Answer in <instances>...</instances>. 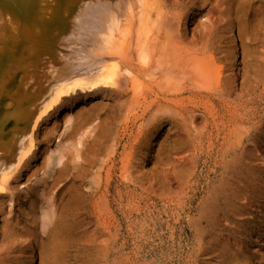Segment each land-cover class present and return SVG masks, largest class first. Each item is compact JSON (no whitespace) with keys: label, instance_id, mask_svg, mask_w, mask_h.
<instances>
[{"label":"rangeland","instance_id":"374dc122","mask_svg":"<svg viewBox=\"0 0 264 264\" xmlns=\"http://www.w3.org/2000/svg\"><path fill=\"white\" fill-rule=\"evenodd\" d=\"M105 7L122 9L110 35L124 60L105 26H80ZM0 13L24 33L0 55L34 33L40 84L65 90L68 63L85 87L44 121L1 206L0 264H264V0H1ZM101 80L104 93L89 88Z\"/></svg>","mask_w":264,"mask_h":264},{"label":"bare ground","instance_id":"6f19581e","mask_svg":"<svg viewBox=\"0 0 264 264\" xmlns=\"http://www.w3.org/2000/svg\"><path fill=\"white\" fill-rule=\"evenodd\" d=\"M1 1V0H0ZM177 1V0H176ZM25 2H27V6H28V3L29 2H36V0H25ZM220 4V3H219ZM175 5V4H174ZM219 8V7H218ZM221 8V7H220ZM122 9H120L119 7H116V8H112V7H105L102 9V11H99V12H95L96 10H93L91 11L89 14H87L86 16L82 17L80 19V26H82V31L86 32L89 28V32L91 33L92 32H95L96 33V38H99L100 36V33L98 34L97 32L100 31L102 28L101 27H104V32H106V36L105 39L107 40L106 41V44L107 46L105 45L104 47H106V51H108V55L111 54V56L113 55H120L121 58H126V54L123 52V47L121 48L120 50V47H119V41L120 39L117 41V37L119 36H116V37H113L110 35V31H111V28H112V24H113V21L116 19V12L117 11H121ZM185 16V15H184ZM224 16V15H223ZM218 18V17H217ZM219 19V18H218ZM227 19V17L225 18ZM7 20V22H6ZM217 21V20H215ZM239 21V20H238ZM9 22H11V20H8V19H5L4 16L2 15V13H0V39H3L5 40V38L8 36V34L10 35L9 32L12 31V34L13 33H16V35H12V37H16L17 35H20L19 36V39L20 37L24 34H17V31L16 29L14 28V30L11 28V26H13L12 24H10ZM222 22V21H221ZM8 23V24H7ZM218 23V22H217ZM6 24V26H5ZM221 24V23H220ZM77 25V23H76ZM205 25V24H204ZM203 25V26H204ZM223 26V25H222ZM75 27V25H74ZM73 27V28H74ZM168 27V26H167ZM166 27V28H167ZM163 27H161L162 29ZM207 28V27H205ZM210 28V27H208ZM91 29V30H90ZM160 29V28H159ZM16 31V32H15ZM86 32V35L87 33L89 32ZM165 33V35H167L166 31H163ZM205 32V31H204ZM21 33V32H20ZM89 33V34H90ZM88 34V35H89ZM83 35H85V33H83ZM92 35V34H91ZM159 35V34H158ZM156 35V36H158ZM164 35V34H163ZM164 35V36H165ZM201 35V34H200ZM203 35V34H202ZM230 35V34H229ZM250 35V34H249ZM90 36V35H89ZM95 36V35H94ZM163 36V37H164ZM168 36V35H167ZM93 37V36H92ZM91 37V39H92ZM166 37V36H165ZM170 37V36H169ZM179 37V36H178ZM211 37V36H210ZM214 37V36H213ZM23 38V37H22ZM26 38V39H25ZM83 38V36H82ZM85 38V37H84ZM83 38V39H84ZM94 38V37H93ZM181 38V37H180ZM215 38V37H214ZM95 39V38H94ZM160 39V38H159ZM166 39V38H165ZM171 38H168L167 40H170ZM183 39V38H182ZM199 38H197L198 40ZM201 39V38H200ZM165 40V41H167ZM173 40V41H172ZM185 40V39H184ZM202 40V39H201ZM23 45L20 46L21 48V51L20 48L18 50H16V52H13L11 53V55H6L4 56L3 54L0 55V212H1V209L3 207H1L2 205L8 203V204H11L13 203V201H16L15 197H14V190H12L14 187H13V184L17 183V180H19L21 177L24 176V170L30 165V161H31V154L33 152V148L35 147L34 145V141H35V136L36 134L39 132V129L41 128L42 124L44 123V121L47 119V117L50 116V114L52 112H56L57 109L59 108V106H61L62 104H64L65 102V99L69 98L70 99V103H72L73 101H75L81 94V92H83L84 90V85L81 86L77 81H79V69L78 70H75V66L73 67L72 65L70 66V64L68 63H65L63 64L64 66L62 67V70L64 73H67L68 74V77L71 79V83L67 84L66 85V89L65 90H62V86L66 83H58L54 86H48L47 88H44L42 84H40L41 80H40V72H42V69L41 68H37L35 66L36 63L32 64L33 62H36L38 60V52H39V49L40 47H38V44H37V37L34 33H28L26 32V35L24 36L23 38ZM158 41V40H156ZM163 41V40H162ZM181 41V39H180ZM180 41H176L177 43L175 44L174 42V39H171V45L174 44L177 49L175 52H177L178 54L176 55L177 59L175 60L177 62L180 63L179 60H183V54L184 53L185 55L188 53L185 52V49H183L181 46V43H179ZM183 41V40H182ZM242 41V40H241ZM126 42V41H124ZM123 41H121V43L124 44ZM161 42V41H160ZM169 42V41H168ZM197 42V41H196ZM194 42V43H196ZM203 42V41H202ZM201 42V43H202ZM98 43V42H96ZM186 43V42H184ZM193 43V44H194ZM200 43V44H201ZM99 44V43H98ZM112 44H115L114 46H111ZM154 44V42H153ZM161 45L163 43H160ZM159 44V45H160ZM166 44H170L169 43H166ZM183 44V43H182ZM192 44V45H193ZM205 44V43H204ZM88 45V44H87ZM89 45H90V42H89ZM191 45V44H188V46ZM25 46V47H24ZM157 46V45H156ZM155 46V47H156ZM167 46V45H165ZM170 46V45H169ZM168 46V47H169ZM173 46V47H175ZM184 48H185V44L182 45ZM198 46V45H197ZM196 46V47H197ZM209 46V45H208ZM211 46V45H210ZM160 47V46H158ZM194 47V45H193ZM201 47V46H200ZM213 47V46H212ZM231 47V46H230ZM82 48V47H81ZM93 49V47H91ZM95 48V46H94ZM171 49V46L169 47ZM199 48V47H197ZM232 48V47H231ZM231 48H228V49H231ZM241 48V47H240ZM96 49V48H95ZM94 49V51H95ZM105 49V48H104ZM117 49L113 54V50ZM143 49V48H142ZM162 49V47H161ZM168 48H165V50H167ZM103 50V48H102ZM145 50V49H144ZM156 50H157V47H156ZM160 50V49H159ZM163 50V49H162ZM173 50V48H172ZM175 50V48H174ZM188 50V48H187ZM77 51V50H76ZM169 51V50H168ZM200 51V50H198ZM80 52V51H79ZM152 52H154V48L152 49ZM165 52V51H164ZM167 52V51H166ZM164 53V54H167V53ZM171 52V50L169 51ZM197 52V50H196ZM107 53V52H106ZM105 53V54H106ZM150 53V52H149ZM173 53V52H172ZM190 53H193V51L191 52L190 50ZM15 54V55H14ZM78 54V52H77ZM85 55H88L87 53H84ZM102 54H104L102 52ZM163 54V55H164ZM90 55V54H89ZM88 55V57H89ZM107 55V54H106ZM158 55L160 54H157L155 57H157ZM182 55V56H181ZM193 55V54H192ZM140 56V55H139ZM173 56H174V53H173ZM163 58L165 56H162ZM167 57V56H166ZM170 57V56H169ZM189 57V56H188ZM185 58V59H188ZM76 58V57H75ZM78 58V57H77ZM86 58V57H85ZM84 58V59H85ZM90 58V57H89ZM168 58V57H167ZM79 59V58H78ZM91 59V58H90ZM159 61L157 62V64L161 61L160 58L158 57ZM169 59L171 58H168L166 60L169 61ZM172 59H175V58H172ZM171 59V61H172ZM184 59V60H185ZM195 59V58H194ZM194 59H192V61H194ZM92 60V59H91ZM90 60V61H91ZM94 60V59H93ZM189 60V59H188ZM201 60V59H200ZM199 60V61H200ZM83 61V60H82ZM81 61V62H82ZM87 61V60H85ZM95 61V60H94ZM125 61H127L125 59ZM167 61V62H168ZM170 61V63H171ZM175 61H173V63H175ZM190 61V60H189ZM229 61V60H228ZM93 62V61H92ZM166 62V61H165ZM166 62V63H167ZM187 62V61H186ZM70 63V62H69ZM90 65V62H85V65L87 64ZM94 63H97L96 61ZM161 63V62H160ZM181 63L183 64V62L181 61ZM180 63V64H181ZM190 63V62H189ZM216 63V62H215ZM98 64V63H97ZM163 64L164 61H163ZM169 64V62L166 64V66ZM176 65L178 63H175ZM174 64V66H175ZM186 65L188 64L185 63ZM82 65V64H81ZM170 65V64H169ZM168 65L169 68L172 69V67H170ZM173 65V64H172ZM179 65V64H178ZM186 65L183 66L186 67ZM189 65V64H188ZM191 65V63H190ZM193 65V64H192ZM201 65V64H200ZM94 66V65H93ZM165 66V65H164ZM165 66V67H166ZM179 66H182V65H179ZM182 66V67H183ZM82 67V66H81ZM161 67V66H160ZM158 67V68H160ZM77 68H79L77 66ZM179 67H177L178 69ZM31 69V72L29 71ZM171 69H169L171 71ZM176 69V70H177ZM195 69V68H194ZM204 69V68H202ZM242 69V68H240ZM105 72V67H102L101 66V71ZM158 70V69H157ZM163 70V69H162ZM182 71V68L181 69H178V71ZM197 70V69H196ZM200 70V68H199ZM199 70H197L199 72ZM211 70V69H210ZM29 71V72H28ZM126 71V70H125ZM159 71V70H158ZM180 71V73H181ZM194 71V70H192ZM197 71H194V74L195 73H198ZM206 71V70H205ZM204 71V73H206ZM209 71V70H208ZM219 71V70H218ZM148 72V71H147ZM160 72V71H159ZM32 73V79L28 78L27 75L31 74ZM64 73L62 74H59L57 78H62L61 75H63ZM127 73H128V70H127ZM161 73V72H160ZM159 73V74H160ZM176 73V72H175ZM200 73V72H199ZM198 73V75H199ZM203 73V74H204ZM210 73V72H209ZM221 73V72H219ZM165 74V73H164ZM179 74V73H177ZM187 74V73H186ZM191 74V73H190ZM201 74V73H200ZM202 74V75H203ZM257 74V73H256ZM152 75V74H151ZM197 75V74H196ZM207 74H205V77ZM211 75V74H210ZM148 76V75H147ZM161 76V74H160ZM173 76L175 77V75L173 74ZM179 76V75H178ZM192 76H189L191 77V81L188 80V83L190 84L191 82H193V78ZM242 76V75H241ZM149 77V76H148ZM166 77V76H165ZM164 77V79H165ZM169 77H170V74H169ZM171 77L169 78V82H168V86L170 83H173V81H171L170 79L172 78V80H174L175 78ZM198 78L197 76H194V78ZM200 77V76H199ZM203 77V76H202ZM157 78H160V77H157ZM196 78L194 81H196ZM201 78V77H200ZM210 78V77H209ZM208 80H212V79H209ZM216 78V76H215ZM255 78V77H254ZM15 79H18V83L14 84V80ZM163 79V78H162ZM179 78H177L176 76V79L177 80ZM180 79H182L180 77ZM180 79L178 81H180ZM151 80H153L151 78ZM160 80V79H159ZM203 80H206L203 79ZM167 81V79H166ZM178 81H176V83H178ZM182 81H185V80H182ZM200 81V80H199ZM220 81V80H219ZM162 82V81H161ZM186 82V81H185ZM183 82V83H185ZM197 82V81H196ZM195 82V83H196ZM211 82V81H210ZM133 83V82H132ZM157 83V82H156ZM155 83V84H156ZM204 83V82H203ZM106 82H103L102 84V80L99 81V82H94L93 84L91 83V86L89 87L90 89L92 88H97L96 90V93H104V90L105 88H103L105 86ZM136 84V83H135ZM174 86H176L177 88V85H180L181 88H182V83H178L175 85V83H173ZM172 84V85H173ZM201 84V83H200ZM220 84V83H219ZM234 84V82H233ZM165 85H166V82H165ZM172 85H170L168 88L171 89ZM192 85V84H190ZM196 86L198 84H195ZM203 85V84H202ZM81 86V87H80ZM158 85H156L157 87ZM167 86V85H166ZM173 86V87H174ZM180 86L178 88H180ZM189 86V85H188ZM204 86V85H203ZM84 87V88H83ZM192 87V86H191ZM190 87V88H191ZM205 87V86H204ZM210 87V86H209ZM213 88V86H211ZM183 88H184V84H183ZM186 88V87H185ZM202 88V86H201ZM216 87L214 86V89ZM158 89V88H157ZM193 89V88H192ZM200 89V88H199ZM203 89V88H202ZM207 90V88H205ZM219 89V88H218ZM223 89V88H222ZM237 89V88H236ZM161 90V89H159ZM180 90V89H179ZM195 90V88L193 89ZM216 90V89H215ZM220 90V89H219ZM162 91V90H161ZM168 91V90H167ZM173 91V90H172ZM175 91V90H174ZM182 91V90H181ZM180 91V93H181ZM185 91V90H184ZM189 91V90H188ZM203 91V90H201ZM233 91V90H232ZM144 92H146L144 90ZM208 92H211V96H212V90L210 88V91L208 90ZM216 92V95L217 97L218 94L217 92L218 91H215ZM169 93V92H168ZM179 93V92H178ZM205 93H207L205 91ZM228 93V92H227ZM230 93V92H229ZM135 94V93H134ZM200 94V93H199ZM215 94V93H214ZM215 95V96H216ZM223 95V94H222ZM104 96V94H103ZM210 96V95H209ZM229 97V96H228ZM233 99V98H232ZM238 99V98H237ZM231 100V99H230ZM135 101V100H134ZM232 101V100H231ZM235 101V100H234ZM233 101V102H234ZM69 103V104H70ZM135 105V103L133 104ZM182 105V104H181ZM161 106V105H160ZM165 107V106H164ZM167 107V106H166ZM241 108V107H240ZM253 109V108H252ZM251 110V108H250ZM239 114V113H238ZM242 114V113H241ZM251 115V114H250ZM249 115V116H250ZM236 116V115H235ZM234 116V117H235ZM244 116V115H243ZM47 121V120H46ZM246 121V120H245ZM223 124V123H222ZM12 126L11 127V130L7 131V129L9 128V126ZM239 125V124H238ZM230 133V132H229ZM96 139V138H95ZM249 139V138H248ZM30 140V141H29ZM81 143V142H80ZM76 144V143H75ZM79 144V143H78ZM239 144V143H238ZM84 147V146H83ZM61 148H63V146H61ZM59 147V149L57 151L60 152V159H61V156H62V159L63 157V154L65 153H62V150ZM64 149V148H63ZM241 150V149H240ZM82 151V149H81ZM230 151V150H229ZM77 153H79L77 151ZM76 154V153H75ZM77 155V154H76ZM84 155V154H83ZM87 155V154H86ZM78 156V155H77ZM76 157V156H75ZM34 158V154L32 155V159ZM222 158V157H221ZM220 158V159H221ZM50 160V159H49ZM71 160V159H70ZM75 160V159H74ZM50 164L52 165L53 162H49V169H50ZM224 164V163H223ZM232 166V165H231ZM54 167V166H53ZM65 167V166H64ZM75 168V167H74ZM30 169V168H29ZM76 169V168H75ZM52 170V169H50ZM28 171V170H27ZM54 177V176H53ZM29 180H31V178H29ZM93 181V180H92ZM222 186V185H221ZM29 187V186H28ZM35 188V186H33ZM30 188V187H29ZM90 190V189H89ZM217 190V189H216ZM38 191L37 188L35 189H32V191H28V193H32V192H36ZM21 193V192H20ZM218 194V193H217ZM219 195V194H218ZM230 196V195H229ZM48 198V197H47ZM222 198V197H221ZM44 199V198H43ZM50 199V198H49ZM90 199V198H89ZM51 201V199H50ZM49 201V202H50ZM54 204V203H53ZM49 205V204H48ZM50 206V205H49ZM4 216V215H3ZM45 219L47 218V216L44 214L43 216ZM6 218V217H5ZM227 218V217H226ZM49 219V218H48ZM52 219V218H51ZM53 220V219H52ZM1 221V220H0ZM11 221V220H10ZM46 221V220H45ZM51 221V220H50ZM52 222V221H51ZM227 222V221H226ZM49 223V222H48ZM43 225V224H42ZM51 225V223H50ZM6 226V225H4ZM45 226V224H44ZM43 226V227H44ZM47 226V225H46ZM7 228V227H6ZM55 228V227H54ZM5 236V235H4ZM225 238V237H224ZM6 240V239H5ZM220 240V239H219ZM15 242V241H14ZM5 243V242H4ZM224 244V243H223ZM222 244V245H223ZM228 244V243H227ZM5 246V245H4ZM236 246V245H235ZM218 249V248H217ZM229 249V248H228ZM221 251V250H220ZM230 251V250H229ZM233 251V250H232ZM234 253L232 252V255ZM251 258V257H250ZM234 263V262H233ZM231 264V263H230Z\"/></svg>","mask_w":264,"mask_h":264}]
</instances>
